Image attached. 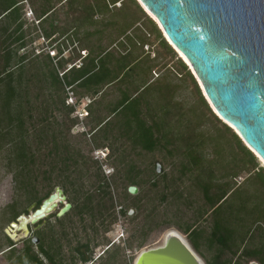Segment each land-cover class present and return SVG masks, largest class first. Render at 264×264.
Here are the masks:
<instances>
[{"label": "trees", "instance_id": "trees-1", "mask_svg": "<svg viewBox=\"0 0 264 264\" xmlns=\"http://www.w3.org/2000/svg\"><path fill=\"white\" fill-rule=\"evenodd\" d=\"M24 1L0 0V83L5 84L4 89H6V92L4 91L6 99L1 105V110L2 113H6L7 117L4 113L3 116L7 118L10 125L12 122L16 123L15 138L9 136L12 134L10 132L6 135L8 134L9 143L16 144L14 158L20 170L15 179L20 185L24 182L20 176L31 175L30 166H36V152L43 145H48L50 141L53 149L49 150V156L56 154V159L69 160V156L65 154L69 152L67 144L56 140L58 134L65 137L63 128L58 129V134L57 130L53 131L52 140H49V133V138L42 135L43 133L36 135V150L28 142L30 133L25 127L24 116L27 110L32 111L31 104L35 101L31 103L25 100L22 93H19V87L28 80L24 77L26 69L24 64L27 56L18 55L20 50L27 46ZM27 1L46 39L52 42L53 36L68 34L67 40L72 43L76 41L82 50L87 52L86 56H79L82 58V65L79 68L73 66L64 72L63 77L66 84L78 83L79 88L94 97V100L87 106L86 118L95 115L96 123L91 128V136L96 147L109 148L110 155L120 148V143L123 145L124 142L133 149L141 148L147 152H154L160 147L167 149L172 147V153L179 157L177 167L179 177L168 179L167 172L155 175L156 180L161 178L165 182L160 193L161 201H167L169 195L184 201L190 200L189 195L195 192L203 197L205 206L198 208L197 216L202 220L210 217L211 232L207 240L209 245L216 249V256L212 261L207 260V264H242L243 262L248 264L253 260L264 264V165L260 166L259 158L244 144L239 135L213 112L189 67L179 58L180 63L188 70L192 78L200 101L214 119L223 126L224 129L221 131L231 137L230 141L234 150L231 151V158L228 159L224 155L225 147L222 146L223 141H220L224 135L218 133L221 131L215 132L214 135L203 129L198 132L203 114L195 117L197 121L195 131L189 129L188 123L185 129L182 123L187 113L185 116L182 104L176 100V91H167L175 88V85L168 83L165 78L156 82L150 80V75L157 64L149 56H144L143 47L147 43V37L142 33L139 24L141 17L146 16L148 23L158 32L162 44L176 55L177 53L165 41L155 21L147 15L138 1ZM117 3L120 5L117 6ZM65 8L68 9L66 17L69 22L65 27H60L56 23L57 11ZM67 63L69 59H66L64 64ZM61 66H63L62 63ZM51 68L56 72L48 55L42 61L43 75L47 76ZM17 69L20 73L18 77L16 76ZM57 77L58 75L54 80ZM46 79L47 77L45 84ZM55 87H57L56 82ZM64 92L50 91L47 100L55 110H63L65 114L66 112L70 114L73 112V107L65 104ZM28 101L30 105L26 106ZM22 102H25V105H21ZM52 110L46 108V115L49 112L52 113ZM46 122L49 123V118H46ZM56 124L60 123L56 121ZM6 135L3 134V136ZM210 143L214 146V154L217 155L215 159H210V155L206 152ZM235 145L237 150L234 148ZM52 150L56 153H52ZM62 151L63 156H60ZM125 156L123 154L118 160L123 162L126 159ZM71 160L73 161L72 166L76 167L77 160ZM250 165L256 169V172L246 178L242 184L237 185L233 179L237 178L241 171L247 170ZM65 167L69 168V164L65 163ZM154 172L156 174V169ZM140 173L141 171L134 164L128 167L126 176L132 185L142 182L139 177ZM229 178L230 180H227ZM36 180L34 178L33 182L27 183L33 189L32 192ZM185 181L191 183L189 188L191 191L187 190L188 197L183 192L186 188L180 187ZM152 186L158 188V183L154 180ZM96 192L101 193L97 195L99 197L97 204L94 205L95 193H88L81 205L83 211L80 213L88 212L94 216L96 209L102 217L107 212L112 218L113 214L110 209L115 207V203L110 186L108 184L105 186L101 182ZM51 193L36 199L38 206ZM127 195L130 193L128 192ZM140 200L137 198V201ZM70 203L72 204L70 210L76 208L73 202ZM155 228L157 227H152L150 231ZM143 229L146 233L143 235H147L148 228ZM184 232H190L191 245L199 255H203L198 239L204 231L198 226L188 225ZM38 237L40 239L37 245L38 252L34 251V244L30 241L24 249L25 255L20 257V264H47L39 254L45 256L48 264H64L60 256L45 246V235L39 231ZM82 248L85 250L82 251ZM76 250L82 261L87 262L90 259L88 257L89 243H82ZM111 264L116 263L111 262Z\"/></svg>", "mask_w": 264, "mask_h": 264}, {"label": "rangeland", "instance_id": "rangeland-1", "mask_svg": "<svg viewBox=\"0 0 264 264\" xmlns=\"http://www.w3.org/2000/svg\"><path fill=\"white\" fill-rule=\"evenodd\" d=\"M24 2L27 21L25 25L27 46L21 49L18 55L27 56L24 64L26 67L24 77L25 80H28L24 81L23 85L20 84L19 93H22L25 100H29L31 103L35 101L31 104L32 111L27 110L24 116L25 127L30 133L28 134V142L36 150V135L43 133L42 135L48 138L50 136L49 140H52L53 131L57 130L56 133L58 134V129L62 130L63 128L65 137L63 138L62 135L58 134L56 140L67 144L69 152L65 154L69 156V160L56 159V154L49 156V150L53 149L50 141L48 145H43L36 152V166H30L31 175L20 176L24 182L22 185L19 184L15 179L20 170L14 158L16 144L9 143L7 141L8 134L6 135L7 132H10L12 134L9 136L15 138L16 123L12 122L10 125L5 112L3 113L6 117L3 116L1 105L6 99V89H4L5 84L0 83V146L2 145L0 147V264H20V257L25 255L24 249L30 244V241L34 244V251L38 252L39 231L45 235V246L60 256L59 258L64 264H111V262L133 264L140 251L160 245L168 230H178L190 241V232H184L188 225L198 226L204 231L198 239L203 252V255L200 256L206 264L207 260L212 261L216 256V249L210 246L207 240V236L211 232V219L209 217L202 220L197 216L198 208L205 206L203 197L195 192V194L189 195L190 200L184 201L169 195L167 201H161L160 193L165 182L161 178L156 180L155 175L167 172L168 179L179 177L177 172L179 157L172 153V147H169V150L160 147L154 152H147L141 148L133 149L124 142L123 145L120 143V148L110 155V149L96 147L91 136V128L96 123L94 114L81 121V118L76 114V109L73 108L72 113L66 112L65 114L63 110L58 111L54 109V106H51L50 101L47 100L49 95H47L48 92H46L45 87L46 76L43 75L41 69L42 61L49 55L55 58L56 62L60 50L64 49L69 53L68 66L76 63L80 65L82 58L79 56L84 57L87 52L83 51L76 41L72 43L67 38L56 36L52 42L46 39L34 14L28 15L29 9H31L30 3L27 0ZM119 5L120 3H117V6ZM67 11L66 8L57 11L58 20L56 23L58 26L65 27L68 24ZM139 24L142 33L147 37V43L143 47L144 56H149L157 64L150 75V80L156 82L165 78L168 83L175 85V88L167 91H176L175 98L182 104L185 116L187 113V117L182 123L185 129L190 125L188 126L189 129L195 131L197 122L195 117L203 114L198 132L203 129L214 135L215 132L223 130V126L214 119L200 101L192 78L188 74V70L180 63L179 57L162 44L158 32L148 23L146 16L141 17ZM67 36L68 34L65 37ZM58 47H60L59 52ZM53 53L55 54L52 55ZM167 76L168 78H166ZM29 101L26 102V106L30 105ZM21 105H25V102H22ZM46 108H49L50 111L53 109L52 113L49 112L46 115ZM46 118H49V123L46 122ZM62 120H64V124H62ZM56 121L60 124H56ZM31 132H33L32 135ZM218 133L224 135L220 141H223L222 146L225 147L224 155L230 159L231 151H234L230 141L231 137L222 131ZM234 148L237 150L236 145ZM206 150L210 159L216 158L217 155L214 154L212 143L207 146ZM97 151H103L107 157L104 158L102 154L97 156ZM52 153L56 152L53 151ZM123 154L126 155V159L120 162L118 159ZM60 156H63V151ZM70 158L77 160L78 165L76 167L72 166L73 161ZM65 163L69 164V168L65 167ZM132 164L141 171L139 177L142 182L138 185H132L126 176L128 167ZM158 164L162 166L161 172L158 171ZM262 164L263 162L260 166ZM247 168V170L241 171L237 178L233 179L237 185L242 184L246 178L256 172V169L251 165ZM154 169H156V174ZM34 178L37 180L32 192L33 189L27 183L33 182ZM154 180L158 183V188L152 186ZM101 182L105 186L106 184L110 186L113 195L115 207L110 209L111 214H113L112 218L108 216L109 213L107 212L102 217L101 213L96 212V209L94 216L88 212L80 213L83 211L81 205L88 193H95L94 205L97 204L99 200L97 195H101V193H97L96 188ZM190 186L189 181L180 185L182 189L186 188L183 192L187 197V190L191 191ZM130 187L137 189L135 194L129 191ZM56 188H61L64 191L66 200L59 204L48 218L35 225L29 224L30 233L28 235L25 236L18 232L16 238H10L14 229L11 228V223L13 221L19 223V216L31 214L38 206L36 199L55 192ZM128 192L130 195H127ZM137 198L141 200L137 201ZM66 202H73L76 208L61 217L57 216L59 209ZM103 218L105 219L104 223ZM152 227L157 228L150 231ZM143 228H148L147 235H143L145 233ZM122 234L123 237H120ZM36 238L38 239L37 243H35ZM117 239L118 241L113 244L114 240ZM82 243H89L90 246L88 253L90 259L87 262L81 260L80 254L76 250ZM84 250L82 248V251ZM100 254L101 256L98 257ZM39 256L48 264L44 255L39 254ZM242 264L247 263L243 262Z\"/></svg>", "mask_w": 264, "mask_h": 264}, {"label": "water", "instance_id": "water-1", "mask_svg": "<svg viewBox=\"0 0 264 264\" xmlns=\"http://www.w3.org/2000/svg\"><path fill=\"white\" fill-rule=\"evenodd\" d=\"M137 1L157 19L149 15L165 41L169 43V39L190 62L189 69L213 112L263 161L264 0ZM158 171H162L161 164ZM129 191L135 194L137 189L130 187ZM58 198L66 200L61 188L35 208L29 224L48 218L58 207ZM71 207L66 202L57 216H63ZM29 215L19 216L18 222ZM15 225L17 221L11 223V228ZM27 231L26 235L29 227ZM133 264L206 263L180 231L171 229L160 245L142 250Z\"/></svg>", "mask_w": 264, "mask_h": 264}, {"label": "crops", "instance_id": "crops-1", "mask_svg": "<svg viewBox=\"0 0 264 264\" xmlns=\"http://www.w3.org/2000/svg\"><path fill=\"white\" fill-rule=\"evenodd\" d=\"M57 35L53 36V39L56 38ZM66 35H63V36H59L58 35V38H66L65 37ZM63 47V45H62ZM60 50V47H58V52ZM68 54L64 49H61L60 50V53H59V56L57 57V60L55 62V58L53 57H50V60L52 61V64L54 66V69H56V72L55 70H53L51 68V70H48L47 72V79H46V84H45V87H46V91L48 92V95L50 93V91H65L64 94L66 96V100L68 98V88H70V90L72 92H74V95L76 97V100H77V104L75 106L73 105H68L65 101V104L67 106H70V107H73L74 109H76L77 111L81 112L83 110H87L88 111V108L86 106V103H88V101H93L94 100V97L91 95V94H86L85 90L82 89V88H79L78 87V83L74 84V85H68L65 83L64 81V77L61 73L64 74V72L68 71L69 69H71L73 66L79 68L81 65H82V62L80 63V65L78 63L74 64V65H71L69 64H64L65 63V60L68 59ZM61 63L63 64V66H61ZM63 71V72H62ZM20 74L18 73V71H16V76L18 77ZM57 77V79L54 80V78ZM55 82H56V85L57 87H55ZM91 103V102H90ZM84 119H86V116L81 118L80 120L81 121H84Z\"/></svg>", "mask_w": 264, "mask_h": 264}, {"label": "bare ground", "instance_id": "bare-ground-1", "mask_svg": "<svg viewBox=\"0 0 264 264\" xmlns=\"http://www.w3.org/2000/svg\"><path fill=\"white\" fill-rule=\"evenodd\" d=\"M147 10V9H146ZM147 15H150L156 22L157 19L154 17V15H152L149 11L147 13ZM149 16V17H150ZM162 29V28H161ZM168 39V37H167ZM169 41V45H171V47L173 48L174 44L168 39ZM173 50L177 53L178 57L181 58L183 60V62L188 66H190V62L187 60V58L174 46ZM188 63V64H187ZM188 66V67H189ZM191 71V70H190ZM233 126V125H232ZM235 128V127H234ZM263 160V159H262ZM263 162V165H264V160L261 161ZM65 200L62 199V198H58L56 200V203H57V206H59V203L61 202H64ZM33 214V213H32ZM32 214H30L29 216L27 217H23L20 221V223H17V225H15L14 229H13V232H12V236L13 238H16V236H18V232H21L22 234L26 235L28 233L27 231V227L29 226V223H31V218H32ZM164 239V237H163ZM118 239L115 241L117 242ZM107 248V247H106ZM109 248V247H108ZM141 252V251H140ZM140 254V253H139Z\"/></svg>", "mask_w": 264, "mask_h": 264}, {"label": "built area", "instance_id": "built-area-1", "mask_svg": "<svg viewBox=\"0 0 264 264\" xmlns=\"http://www.w3.org/2000/svg\"><path fill=\"white\" fill-rule=\"evenodd\" d=\"M28 15H29V16H32V15H33L32 9H29ZM54 54H55V53H53L52 55H54ZM62 75H63V73H62ZM67 93H68V98H67V100H66V103H67L68 105H73V106H75V105L77 104V100H76V97H75V95H74V92H72V91L70 90V88H68ZM90 102H91V101L89 100L88 103H86V106H87ZM76 114L79 116V118H83V117H85V116L88 115V111H87L86 109L83 110V111H81V112L76 111ZM100 152H101V153H100ZM100 154H102V155L104 156V158L107 157V154H105L103 151H99V152L97 151V152H96V155H97V156H100ZM120 237H123V234H122ZM120 237H119V238H120ZM115 241H116V240H114L113 244L116 243ZM107 248H108V247H107ZM100 256H101V254L98 255V257H100ZM98 257H97V258H98ZM89 264H90V263H89Z\"/></svg>", "mask_w": 264, "mask_h": 264}]
</instances>
